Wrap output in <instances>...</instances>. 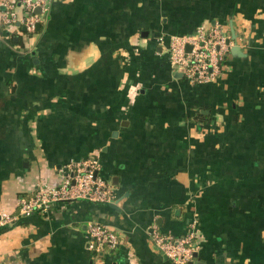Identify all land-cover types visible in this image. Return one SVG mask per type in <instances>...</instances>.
<instances>
[{"label": "crops", "instance_id": "0c3cea01", "mask_svg": "<svg viewBox=\"0 0 264 264\" xmlns=\"http://www.w3.org/2000/svg\"><path fill=\"white\" fill-rule=\"evenodd\" d=\"M6 9L0 212L87 157L115 197L0 226V264H173L153 230L192 231L193 264H264V0H48L31 32ZM214 26L230 37L222 74L191 84L169 39ZM91 222L119 247L90 249Z\"/></svg>", "mask_w": 264, "mask_h": 264}, {"label": "built area", "instance_id": "2783aa9c", "mask_svg": "<svg viewBox=\"0 0 264 264\" xmlns=\"http://www.w3.org/2000/svg\"><path fill=\"white\" fill-rule=\"evenodd\" d=\"M48 0H21L24 15L18 16L10 3L0 2L6 7L3 23L10 26L20 21L26 30L33 31L40 20L36 8L44 11ZM230 47V37L218 26L199 28L193 34L174 35L168 42L169 64L174 72H180L191 84H199L216 79L223 71V57ZM99 160L87 157L70 160L60 169L61 181L56 186L44 182L37 184L34 194L21 197L18 201L19 215L0 212V226L15 222L20 216H29L38 211L45 212L53 203L87 200L108 203L114 200V189L109 181L98 175ZM90 238L89 248L115 249L119 247V237L104 224L91 222L87 227ZM151 240L156 248L173 264H193L194 252L198 248L195 235L191 231L181 237H174L152 231Z\"/></svg>", "mask_w": 264, "mask_h": 264}, {"label": "water", "instance_id": "95a60500", "mask_svg": "<svg viewBox=\"0 0 264 264\" xmlns=\"http://www.w3.org/2000/svg\"><path fill=\"white\" fill-rule=\"evenodd\" d=\"M35 12H36V13H40V8H36V9H35Z\"/></svg>", "mask_w": 264, "mask_h": 264}]
</instances>
